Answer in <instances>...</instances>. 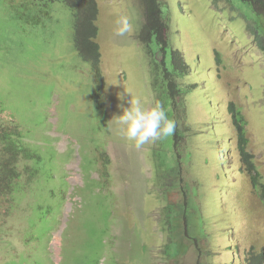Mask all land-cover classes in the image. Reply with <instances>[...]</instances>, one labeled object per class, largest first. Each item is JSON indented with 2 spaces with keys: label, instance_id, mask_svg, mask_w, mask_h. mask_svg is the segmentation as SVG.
Listing matches in <instances>:
<instances>
[{
  "label": "rangeland",
  "instance_id": "1",
  "mask_svg": "<svg viewBox=\"0 0 264 264\" xmlns=\"http://www.w3.org/2000/svg\"><path fill=\"white\" fill-rule=\"evenodd\" d=\"M96 1L104 80L97 99L95 72L76 51L71 9L53 3L51 21L23 26L0 0V132L12 122L31 132L57 180L67 182L46 255L53 264H249L251 247L264 249V205L244 171L230 108L245 123L262 187L264 52L248 29L253 13L238 7L241 0H159L169 8L165 35L188 69L176 80L182 95L174 105L168 86L154 93L156 65L137 40L145 1ZM119 15L134 24L124 37L113 35ZM131 94L146 107L164 106L185 136L178 150L175 133L140 149L119 136L115 117ZM19 206L10 211L0 199V264H31L26 254L46 249L28 223L36 216L26 202Z\"/></svg>",
  "mask_w": 264,
  "mask_h": 264
},
{
  "label": "trees",
  "instance_id": "2",
  "mask_svg": "<svg viewBox=\"0 0 264 264\" xmlns=\"http://www.w3.org/2000/svg\"><path fill=\"white\" fill-rule=\"evenodd\" d=\"M144 1L145 23L137 36V40L147 47L149 56L152 57V62L156 65L153 71L154 78H152L154 93L161 96V93H157L155 88L159 90L162 85L164 90L165 86H168L175 105L182 95L181 86L177 84L176 80L183 79L187 75V65L181 53L173 50V45L165 35L169 27L166 20L169 8H165L159 0ZM9 2L10 14L23 26H40L47 21H51L53 18V3L64 2L71 9L72 12L70 13L75 27L76 51L85 62L91 65L95 72L96 80H94L97 83H95L94 97L99 98L104 80L100 74V66L98 67L101 48L95 42L99 35L98 28L95 26V20L99 16L97 1L9 0ZM230 4L236 8L234 2H230ZM238 7L248 9L253 13L252 17H246L248 29L257 37L264 52V0H241ZM242 12L243 9H241ZM160 57H162V60L158 62ZM104 111L106 110L104 109ZM230 111L240 131L238 147L241 161L246 164L244 171L250 174L252 187L259 193L264 205V184H262V187L259 186V173H255L253 156L248 152L249 143L245 137V132L242 130L245 123H243L240 111L236 106L232 104ZM104 116L106 118V113ZM15 123L12 122V128H1L0 132V199L6 202L10 211L18 210L22 202L28 204L31 213L36 216L28 219L29 226L31 228L36 226V243L46 247V249L35 248L33 251L40 254L39 256L37 254L36 257L32 254L26 255L29 256L31 264H53L49 253L46 255V250L50 247L53 232L61 225L60 218L63 214L66 194L60 188L66 185L67 182L64 179L57 180L56 172L58 169L56 164L51 163L52 158L51 160L47 159L41 140L34 138L31 132L23 130L20 125ZM184 137L181 131L176 129L175 147L177 150L182 141L185 140ZM181 161L182 157L178 153V164ZM54 199H59L61 202L55 206L51 201ZM184 206L185 215L189 206L187 201ZM37 221H39L38 224ZM189 224L191 225L190 222L187 225ZM46 229L50 231V235L46 234ZM187 230H189L188 226ZM7 248L12 249V242L10 243L9 239ZM13 255H15L14 252ZM248 258H250L249 264H264V249L257 252L254 247H251ZM48 261L49 263H47ZM60 264H63V262L61 261ZM79 264H83V262L80 261Z\"/></svg>",
  "mask_w": 264,
  "mask_h": 264
},
{
  "label": "clouds",
  "instance_id": "3",
  "mask_svg": "<svg viewBox=\"0 0 264 264\" xmlns=\"http://www.w3.org/2000/svg\"><path fill=\"white\" fill-rule=\"evenodd\" d=\"M134 31V24L126 15H119L115 21L113 35L124 37ZM130 93V92H129ZM130 107L124 108L123 114L116 116L119 126V136L130 147L140 149L147 144H156L174 135L175 121L169 118L164 106L156 102L152 107H146L142 98L131 94ZM248 173V172H246ZM248 175V174H246Z\"/></svg>",
  "mask_w": 264,
  "mask_h": 264
}]
</instances>
